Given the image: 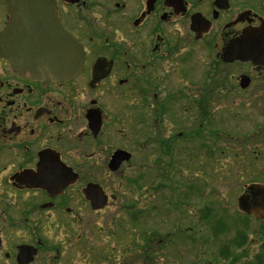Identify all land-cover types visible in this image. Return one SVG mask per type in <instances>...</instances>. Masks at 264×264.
I'll return each instance as SVG.
<instances>
[{
    "label": "flooded vegetation",
    "instance_id": "af4514ba",
    "mask_svg": "<svg viewBox=\"0 0 264 264\" xmlns=\"http://www.w3.org/2000/svg\"><path fill=\"white\" fill-rule=\"evenodd\" d=\"M15 17L70 33L80 73L16 71L2 50ZM219 152L250 174L252 200L248 187L264 185V0H0V264H180L169 234L131 228L109 252L101 218L149 224L171 194L184 197L165 178L199 159L195 175L215 180ZM116 153L129 159L113 170ZM147 171L162 184L144 185ZM153 190L168 205L151 204Z\"/></svg>",
    "mask_w": 264,
    "mask_h": 264
},
{
    "label": "rangeland",
    "instance_id": "374dc122",
    "mask_svg": "<svg viewBox=\"0 0 264 264\" xmlns=\"http://www.w3.org/2000/svg\"><path fill=\"white\" fill-rule=\"evenodd\" d=\"M195 90L194 88L189 91V93L194 94ZM222 146H220L221 148ZM228 147L232 149V145L228 143ZM214 163H215V172L216 175L214 176L215 180L210 176L204 177H197L195 173H199L201 171V162L200 160H196L193 162H189V160H184L180 163L179 166L184 168L183 173L180 175H175L173 177L178 182H180L183 187L181 189H178L179 192H181L185 196V201L182 202L180 205L179 203H176L175 205L179 208H181V214L182 218L179 222L178 220L175 222L173 218L177 216L176 213L170 215L168 219H165L166 217V211L167 208H170L168 205V202L163 199L162 192L158 190L152 191V200L151 204L157 203L159 201V197L161 198L160 202L161 204L165 203L163 206L168 205L167 208L164 210L161 209L156 212V215L154 216V219L149 224H140L136 223L132 225V223H127L125 218H121L119 221H117L115 224L113 223L111 226L105 227L104 219L101 218V236L102 233L105 234V245L107 246V250L109 252L114 251V245L117 244L113 242L112 237L116 234H120V236L117 238V241L122 240V244L127 242L126 240L129 238L127 236L130 234L131 228L133 229V232L141 233V232H151L150 235H159L163 236L167 235L168 233L174 232L177 236H182L185 240V244L183 247V250L181 249V254L179 258L180 264H208L209 262H213V264H230L229 261L225 260L224 258H221L218 255V250L220 246L223 245V240L218 239L215 240L213 237H208L204 233L205 225L200 220V212L203 208H205L209 203L210 207L214 209L216 213L219 212V210L227 209V215L224 219V222L221 226V228H224V225L229 224H235L236 222H241L242 216L237 208V202L239 196L243 192V186L245 184H248L251 180L247 178V176L244 174V179H241V177H238V164L237 160L232 159L231 156H228L227 154H221V152L217 153V155L214 157ZM144 169V168H143ZM142 169V170H143ZM254 172V171H253ZM240 176V175H239ZM249 177L250 174H249ZM153 178V181L151 179ZM158 177L151 175L149 171L146 172V177L143 178L142 183L144 185L151 183L153 185H156L158 183ZM148 181V183H147ZM216 181L214 184L213 182ZM214 188H213V184ZM212 190H210V189ZM181 190V191H180ZM172 190L170 189V192ZM179 193H177L178 195ZM175 194L170 195L169 204H171V196H174ZM177 199L183 200L184 197L181 195H178ZM176 202L178 200L174 199ZM172 210V209H171ZM180 216V213H179ZM122 217V216H121ZM178 222H179V228H178ZM119 223H122L123 225L120 226ZM253 230L257 229L259 227V223L255 221L254 218H251L250 221ZM201 227V231H200ZM112 228V229H111ZM190 228L191 231H186L185 229ZM127 229V230H126ZM135 229V230H134ZM108 233L109 236L106 235ZM200 234L198 239L207 240L203 246L193 245L191 242L186 241V237H191L195 234ZM180 237V238H182ZM168 240H171V236L167 237ZM263 238L260 239L257 236L251 235L249 238V244L247 246V251L250 254V256H253L256 251L259 250L261 244L263 243ZM167 243H169L167 241ZM237 252V251H236ZM124 253L121 251V254ZM117 254L118 253H114ZM159 255H157V259L162 262L164 258V253L162 250H159ZM241 254V253H240ZM243 260L239 261L237 264H243Z\"/></svg>",
    "mask_w": 264,
    "mask_h": 264
},
{
    "label": "water",
    "instance_id": "95a60500",
    "mask_svg": "<svg viewBox=\"0 0 264 264\" xmlns=\"http://www.w3.org/2000/svg\"><path fill=\"white\" fill-rule=\"evenodd\" d=\"M197 17V16H196ZM51 24V23H47ZM28 24L21 22L15 17L10 29L5 33L2 44H7L8 48L2 50L8 57V49L16 53L13 66L16 71L39 81L50 79L53 82L71 80L75 78L83 68L85 61V52L81 45L60 25L49 26L45 30H24ZM31 27H38V23L31 24ZM193 27L199 25L197 18H193ZM41 28H44L43 25ZM52 28V29H51ZM16 37V38H15ZM18 42V46H10L12 40ZM245 59H251L253 56L248 54ZM121 154L116 153L111 161L110 167L115 170L120 163L129 159L126 155L122 158ZM71 182L59 180L56 182L57 187L61 189ZM253 195L247 193L238 199V208L247 215H254L256 219H264V185H252L248 188ZM107 197L101 190V208L105 206Z\"/></svg>",
    "mask_w": 264,
    "mask_h": 264
},
{
    "label": "trees",
    "instance_id": "16d2710c",
    "mask_svg": "<svg viewBox=\"0 0 264 264\" xmlns=\"http://www.w3.org/2000/svg\"><path fill=\"white\" fill-rule=\"evenodd\" d=\"M164 181H167L166 184H170L171 190H174L175 193H180L178 191V182L174 178H165ZM162 182V181H160ZM162 184V183H157ZM185 201V196L182 202ZM171 209H174L181 213V208H178L171 199ZM227 210H219L218 213L214 211L212 207H210V203L201 210L200 212V220L205 225L204 233L208 237H213V239L218 240L219 238L222 239L223 245L220 246L218 250V255L221 258L229 261L230 264H237L239 261L243 260V264H264V222L257 221L259 223V227L253 230V227L250 223L251 218L247 215H241L242 219L241 222H235V224L224 225V228H221L224 219L226 217ZM179 228V224H178ZM186 231H191L190 228L185 229ZM201 231V227H200ZM250 234L259 237L260 239L263 238V243L261 244L258 251L254 253L253 256L247 251V246L249 244ZM199 233L190 237H186V241L191 242L193 245H200L203 246L207 242V240L198 239ZM180 239V250H183L185 240L184 238ZM237 251V252H236ZM241 253V254H240ZM208 264H213V262H209Z\"/></svg>",
    "mask_w": 264,
    "mask_h": 264
}]
</instances>
